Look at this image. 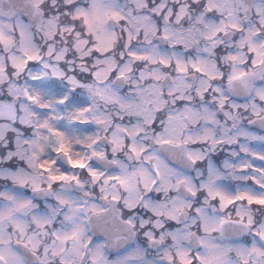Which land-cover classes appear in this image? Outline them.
Wrapping results in <instances>:
<instances>
[{
  "label": "clouds",
  "instance_id": "1",
  "mask_svg": "<svg viewBox=\"0 0 264 264\" xmlns=\"http://www.w3.org/2000/svg\"><path fill=\"white\" fill-rule=\"evenodd\" d=\"M264 0H0V264H264Z\"/></svg>",
  "mask_w": 264,
  "mask_h": 264
},
{
  "label": "snow or ice",
  "instance_id": "2",
  "mask_svg": "<svg viewBox=\"0 0 264 264\" xmlns=\"http://www.w3.org/2000/svg\"><path fill=\"white\" fill-rule=\"evenodd\" d=\"M257 203H264V201H257Z\"/></svg>",
  "mask_w": 264,
  "mask_h": 264
}]
</instances>
